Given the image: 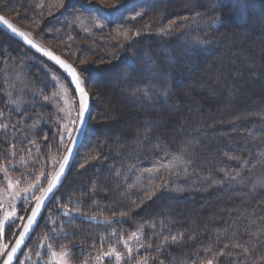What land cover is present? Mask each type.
Wrapping results in <instances>:
<instances>
[{
    "label": "trees",
    "instance_id": "obj_1",
    "mask_svg": "<svg viewBox=\"0 0 264 264\" xmlns=\"http://www.w3.org/2000/svg\"><path fill=\"white\" fill-rule=\"evenodd\" d=\"M37 1L0 0V15L39 41L43 29L60 25L46 8H37ZM69 4L84 11L76 0ZM139 5L144 10L139 20L127 26L144 35L116 48L115 58L95 59L98 67L85 72L95 119L16 264L29 251L27 264L42 262L49 248L59 247L68 249L73 264L79 259L87 264L106 257L105 250L111 253L119 241L116 232L140 236L133 262L264 264V189L231 181L243 167L264 160V0H143ZM36 25L41 32H30ZM2 37L46 64L48 74L62 77L77 96L58 67L0 29ZM0 104L6 105L2 97ZM37 106L51 115L48 140L40 139V148L53 152L60 148L57 121L53 110ZM67 142L54 160L45 156L47 169L38 161L39 145L1 165L11 180L0 182V188L7 193L29 188L43 173L38 196L66 155ZM154 167V174L130 185V173ZM29 199L21 224L36 202ZM20 205L19 200L16 208ZM52 214L58 218L50 225ZM5 228L8 232L7 222ZM20 230L18 225L9 248Z\"/></svg>",
    "mask_w": 264,
    "mask_h": 264
},
{
    "label": "rangeland",
    "instance_id": "obj_2",
    "mask_svg": "<svg viewBox=\"0 0 264 264\" xmlns=\"http://www.w3.org/2000/svg\"><path fill=\"white\" fill-rule=\"evenodd\" d=\"M69 1L38 0L37 8H46L45 12L48 14L47 16L57 19L60 27H56L52 31L43 29V33L39 31L40 27L36 25L35 28H31L30 32H41V35H39L41 40L39 41L43 45L45 44L46 47H51L56 53L79 67L81 73H78L85 85L84 78H89L85 72L91 70L93 66L98 67L97 64H94L95 59L106 61L115 58L118 55V49L116 48L122 49V46L127 42L144 35L141 34L139 29L127 26L129 21L135 22L139 20L140 15L144 11L141 5H139V2L143 0H76L85 12L82 10H71ZM229 1L231 0H222V2ZM41 6L42 8H40ZM137 13H140V15H137ZM96 20L99 21V24L95 22ZM110 20H114V23H111ZM124 32H127L128 35H123ZM2 39L4 40H0V47L3 49L0 52V97L5 100L6 105L3 106L0 104V166L12 164L11 161L13 160L11 159H15L16 155H23L27 150H34L39 145L37 158L39 163H42V166L47 169L48 167L43 165L45 156L51 155L54 160L55 156L60 152V149L63 146L65 147L66 141L69 142L68 133L71 132L73 134L72 138L75 136L71 121L77 118L79 97L69 92L64 85L62 77H58L55 73L51 72L48 74L46 64H42L35 56L23 51L22 48L10 41L9 38L2 37ZM16 48H20L18 49L19 52L16 50L12 54ZM109 51L110 55H108ZM38 70L45 73L41 74ZM32 73H34L32 75V77L35 76L34 79L30 77ZM93 77V82H95L96 75H93ZM100 80L97 79V82L101 85ZM58 84H60L59 87ZM86 89L92 99L90 126L95 119L93 110L94 95H92L90 89L87 87ZM95 101H97V97ZM31 102H33V105H31ZM38 102L41 105L44 104L45 109L53 110V119L58 124L54 132L56 139L58 138L57 145L60 148L53 152L48 151L46 148H40L39 140L41 139L42 142L48 140V133L45 132V129L49 127L51 115L44 113L37 106ZM46 112L48 111L46 110ZM65 125H68V127H65ZM40 134L41 136L38 138ZM61 137H63V141H61ZM22 158H19L17 161ZM260 162L259 164H254V166L249 164V166L252 165L251 167H248V165L247 168L243 167L240 172L232 176L231 181L241 188L249 187L250 190L264 189V160ZM156 169L157 167L147 170L137 169L130 173L129 176L132 178L130 185L131 183L138 185L147 173L152 175L156 172ZM7 175L8 173L6 171L0 170V182H3V184L7 181L9 182L11 178H7V180ZM38 176L36 180V177H33V180L30 182L31 187H27L30 189L28 194H30L31 198L29 200H32L31 190L39 187V183L42 181L44 175L42 173ZM15 188H12L8 193L0 188V210L2 213L0 216L15 212L25 217L27 210H23L21 205L16 208L19 202L17 193L19 190L22 193L23 189L17 190ZM42 192L43 190L38 196ZM9 206L10 208L8 209ZM26 208L28 209L27 202ZM57 218L55 214H52L51 219L48 217L50 225ZM13 227L17 228L18 225L10 227L8 232H6L7 229L5 228L6 230H3L2 235H0V248H3V253L0 254V260L3 258L1 263H3L7 257V253L15 244L9 248L11 239L14 237V234L9 235ZM108 231H110V237L114 230L110 229ZM114 235L117 238L119 237V241L116 243L118 245L111 247L110 250L112 253V249H115L116 252L120 253L121 258L116 260L114 253L111 255L102 254L106 257H101L100 259L91 258L90 261H92L87 264H146L144 260L132 261V255L137 251L135 249H138L136 242L140 240L139 235L122 232H116ZM5 245H7L6 248H4ZM129 248L131 249L130 252ZM133 250L135 251L133 252ZM105 251L106 253H110L107 250ZM69 254L67 248H49L48 254L45 253L43 255L44 260L42 262H38L37 260L33 264H65V262L67 264H73ZM31 255L32 253L30 251L26 252L20 259L19 264H27ZM105 260L107 263H105ZM80 261L81 259L78 260V264H86Z\"/></svg>",
    "mask_w": 264,
    "mask_h": 264
},
{
    "label": "snow or ice",
    "instance_id": "obj_3",
    "mask_svg": "<svg viewBox=\"0 0 264 264\" xmlns=\"http://www.w3.org/2000/svg\"><path fill=\"white\" fill-rule=\"evenodd\" d=\"M137 15H140V13H137ZM77 19H79V17H77ZM0 22L6 25L13 33H17L18 35L23 37L30 45H32L35 48H38V50L40 51H43L46 56H49L51 59L55 60L58 64H60L70 73L72 77V82L75 84V91L78 93V97H79L77 118L71 121L75 134L78 138L79 134L83 132V129L85 127V123H86L85 117L88 111L89 95L85 87L83 86V81L78 75V73L76 72L75 68H72L70 65H67L65 61L60 59V57L55 56L52 52L45 51L44 49L39 48V46L34 44V42L31 39H29L28 36L24 32L19 31L8 19H6L2 15H0ZM95 22L99 24L98 20H96ZM123 35L127 36L128 33L124 32ZM65 127H68V125H65ZM72 137H73V134L71 132L68 133V139L74 145L76 143V140L73 139ZM61 141H63V137H61ZM33 143L35 142L33 141ZM71 151H72L71 148H69L68 155L64 156L63 163L59 165V171L56 172L55 175L51 177V179L48 182V186L46 189L43 190L42 195L35 196L36 189L31 190V196L35 199L36 202H35V205L31 208L30 215L28 216L26 222L21 224V222L24 220V217L22 215H18L15 212L6 213L4 218L0 220V235H2L3 233L6 222L10 227H12L13 225H21V230L19 231L18 239H16L15 245L7 253V259L5 260L4 264H12V261H13V258L16 252L20 249L21 245L24 243L26 236L33 229L34 224L37 221V218L41 213L45 200L57 187L58 183L60 182L61 177L64 174L65 166L68 163L69 156L71 155ZM23 192L26 195L20 196L19 193H17V196L19 197L21 207L23 208V210L26 211L27 210L26 202L29 199L27 194L30 192V189L25 188L23 189ZM15 232H16V228L13 227L12 232L9 235L11 236ZM175 239L176 237H173V240ZM6 247L7 245L4 246V248ZM130 251L131 249L129 248V252ZM2 253H3V248H0V254ZM112 253L115 254L116 260H119L121 258L120 253L116 252L115 249H112ZM112 253H106L105 255H111ZM65 264H67V262H65ZM209 264H211V261H209Z\"/></svg>",
    "mask_w": 264,
    "mask_h": 264
},
{
    "label": "water",
    "instance_id": "obj_4",
    "mask_svg": "<svg viewBox=\"0 0 264 264\" xmlns=\"http://www.w3.org/2000/svg\"><path fill=\"white\" fill-rule=\"evenodd\" d=\"M7 19V18H6ZM10 21V20H9ZM11 22V21H10ZM19 31H22L24 32L29 39H31L34 44L38 45L39 48L41 49H44L45 51H50L52 52L55 56H58L60 57V59H62L63 61L66 62L67 65H70L72 68H75L74 65L69 62L67 59H65L63 56H61L60 54L54 52L52 49H50L49 47H46L45 45H43L41 42L35 40L26 30H24L23 28L17 26L16 24H14L13 22H11ZM0 29L6 33L8 36L14 38L15 40L19 41L21 44H23L25 47L31 49L32 51H34L35 53H37L38 55L42 56L43 58H45L46 60L50 61L52 64H54L56 67L59 68V70L65 75V77L67 78V80L69 81V83L72 85V87L74 88L75 90V84L72 82V77L70 75V73L64 68L62 67L60 64H58L55 60L51 59L49 56H46L44 54L43 51H40L38 50V48H35L33 47L32 45H30L23 37H21L20 35H18L17 33H13L6 25H4L2 22H0ZM76 72L78 73L77 69L75 68ZM79 75V73H78ZM80 76V75H79ZM81 78V77H80ZM83 86L85 87L84 83H83ZM86 89V87H85ZM86 91L88 92V90L86 89ZM76 92V91H75ZM77 96H78V93L76 92ZM88 95H89V104H88V111L86 113V117H85V120H86V123H85V127L83 129V132H81L77 138L76 134L74 136L73 139L76 140V143L73 145L71 143L70 147L71 148V155L69 156V160H68V163L66 164L65 166V171H64V174L63 176L61 177L60 179V182L58 183L57 187L54 189V191L48 196V198L45 200V203L42 207V210H41V213L40 215L38 216L37 218V221L35 222L34 224V227L33 229L29 232V234L26 236L25 238V241L24 243L21 245L20 249L16 252L14 258H13V261H12V264H16L21 252L23 251L29 237L32 235V233L34 232L35 228L37 227L41 217L43 216L44 212H45V209L47 207V205L49 204V202L54 198V196L56 195V193L61 189V187L63 186L66 178L68 177L74 163H75V160L82 148V145L85 141V138H86V135H87V131H88V127H89V124H90V120H91V114H92V99H91V95L90 93L88 92ZM66 155H68V151L66 153ZM63 163V160L62 162ZM59 171V167L58 169L56 170V172ZM55 172V173H56ZM54 173V175H55ZM53 175V176H54ZM48 186V184H47ZM47 186L45 187V189L47 188ZM43 194V192H42ZM41 194V195H42ZM15 245V244H14ZM7 259V257L5 258V260ZM5 260L3 261L2 264H4Z\"/></svg>",
    "mask_w": 264,
    "mask_h": 264
},
{
    "label": "bare ground",
    "instance_id": "obj_5",
    "mask_svg": "<svg viewBox=\"0 0 264 264\" xmlns=\"http://www.w3.org/2000/svg\"><path fill=\"white\" fill-rule=\"evenodd\" d=\"M22 253V252H21Z\"/></svg>",
    "mask_w": 264,
    "mask_h": 264
}]
</instances>
